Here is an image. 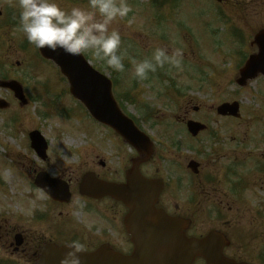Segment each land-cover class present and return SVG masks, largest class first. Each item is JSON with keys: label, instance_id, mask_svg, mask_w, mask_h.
<instances>
[{"label": "rangeland", "instance_id": "rangeland-1", "mask_svg": "<svg viewBox=\"0 0 264 264\" xmlns=\"http://www.w3.org/2000/svg\"><path fill=\"white\" fill-rule=\"evenodd\" d=\"M3 1L0 0V4ZM127 1L132 5L133 13L118 18L111 27L120 32L122 42L124 41L122 46L127 49L128 57L138 61L150 58L156 48H163L169 55L174 54L177 49L182 53L181 67L177 69L165 64L171 71L161 68L159 73L162 74V79H159L158 83L156 79H152V83L146 79L134 78V66L129 59L128 68L117 73V100L125 113L132 116L149 135L167 145L170 142L165 138L168 135L162 132L163 128L174 135L176 132L182 133L184 125L180 122L186 114L193 119H200L202 113L210 115L216 105L234 97L241 100L242 115L254 106L256 99L250 95L252 93L247 88L238 90L231 76L234 71L232 64L239 63L238 59L241 55L243 57L244 53L243 47H233L229 29L242 36L246 33L240 31L241 25L227 2V5L219 10L211 0H163L159 10L149 15V9L143 10L142 4L147 0L138 1L142 7L133 5V0ZM59 3L68 10L72 6L84 7L81 0H60ZM218 12L224 21L217 15ZM166 16L169 19L166 22L170 23L171 27L167 23H152L155 20H164ZM163 35L164 38L161 37ZM9 37L14 43L18 42L16 34H10ZM244 42L245 39L241 45ZM33 54L32 52L31 55ZM87 55L92 64L110 76L107 68ZM2 61L8 63L5 52L4 56L0 52V62ZM13 62L10 65L15 70ZM28 68V79H23L21 68H18L15 74L22 84L35 86L27 88L28 94L31 95H42L43 84H49L46 89L47 96L42 98L47 100L30 101L28 105L20 107L8 91L0 90V96L10 100L12 104L10 111L0 113V222L4 229L9 227L14 229L12 231L33 227L30 223L38 224L37 213H42V217L48 213V218L44 221L56 222L57 218L62 220L57 215L59 211L68 212L74 209V206L81 209L84 205L80 204L77 192V181L81 174L90 169L102 176L118 179L122 176L130 153L126 145L112 133H107L105 128H101L80 109L77 101L67 95L64 83L59 81V74L54 66L34 59ZM133 80L136 81V86L133 85ZM38 84L42 86L36 87ZM126 91L135 99L134 103L123 99ZM113 92L115 93V90ZM192 107H199V111L194 113ZM145 114H151V118L145 119ZM9 118L16 123L10 124ZM245 118L247 119V116ZM261 118H264V114H261ZM231 122L227 120V123ZM210 124L223 126V122L215 118L210 120ZM34 129L39 130L48 143L45 161L28 147V132ZM185 135V130L183 134L178 135L180 147L175 148L173 156L167 155L163 159L159 157L153 165L162 169L164 175H168L170 170H174V173H185L187 157L198 159V154L192 152L197 143L187 140ZM246 146L247 150L253 149L251 145ZM99 161L105 163L104 169L98 165ZM34 169L46 170L51 175L70 179L74 184L73 202L60 207L53 204L42 191L32 189L28 183L32 182L30 179ZM252 196L254 195H247ZM248 203L255 204L251 200ZM4 240L5 238L0 239V259L7 256ZM8 261H1L0 264H9Z\"/></svg>", "mask_w": 264, "mask_h": 264}, {"label": "flooded vegetation", "instance_id": "flooded-vegetation-1", "mask_svg": "<svg viewBox=\"0 0 264 264\" xmlns=\"http://www.w3.org/2000/svg\"><path fill=\"white\" fill-rule=\"evenodd\" d=\"M17 2L4 0L0 4V52L3 56L5 52L8 58V63H0V79L20 83L15 72L21 68L23 79L30 78L28 66L38 55L35 46L27 41L19 28ZM82 2L86 6L87 0ZM262 10L264 0H249L239 10L243 21L241 24L247 31V55L257 51L253 38L264 29V14H258ZM10 34L17 35L16 44L9 37ZM12 62L15 70L10 65ZM231 76L234 79V72ZM254 82L255 90L250 95L256 102L249 111L246 110L244 123H236L243 120L241 116H220L217 112L211 116L204 113L200 119H193L187 114L184 116V121L195 120L205 125V129L194 137L187 135L188 139L197 143L192 152L198 154V159L187 157L185 173L170 170L168 175H164L162 169L153 166L159 157L173 156L175 146L172 143H155L152 157L139 164V171L144 177L163 181V188L155 202L156 210L180 219L183 223L178 227H181L185 237L197 241L209 238L201 249L206 256H196L191 264H264V118H261V114H264V76H258ZM247 89L250 90L249 87ZM24 95L29 99L28 93ZM196 108L195 112H198V107L193 110ZM213 118L223 122V126H212L210 120ZM227 120L232 122L227 123ZM246 144L253 149L247 150ZM190 160L197 162L190 165L193 172L187 168ZM98 165L101 169L106 167L102 161ZM126 169L118 181L124 180ZM94 172L99 178H108ZM66 181L72 191L74 184L70 179ZM249 200L255 204H249ZM79 201L84 208L79 212L71 209L64 214L66 219L63 221H44L42 215L38 214V224L30 223L33 227L20 231V246L14 243L17 232L9 227L11 231L4 229L0 222V239L5 238L8 253L5 258L18 264H39L46 244L68 245L78 241L84 245L83 251L88 252L100 246L111 247L121 258L115 264H139L133 254L135 241H132L125 227L126 208L109 197L91 199L80 196ZM54 203L60 207L67 206ZM59 215H62V211ZM161 236L159 234L157 239ZM132 257L133 262L126 263ZM215 260L220 263H214Z\"/></svg>", "mask_w": 264, "mask_h": 264}, {"label": "water", "instance_id": "water-1", "mask_svg": "<svg viewBox=\"0 0 264 264\" xmlns=\"http://www.w3.org/2000/svg\"><path fill=\"white\" fill-rule=\"evenodd\" d=\"M41 55L47 59H51L59 68L61 73L68 79L70 85V93L81 101L90 114L99 122L108 125L114 131L119 134L124 141L135 148L141 154L149 156L150 154V141L140 131L135 128L133 123L127 119L117 107L111 95V83L103 75L95 71L89 63L80 56H69L62 51L57 50L52 52L48 49H39ZM246 70L245 72H248ZM8 86V85H4ZM12 88L19 98L20 92L16 90L14 86H8ZM24 102V101H23ZM221 107L220 109H222ZM236 110V107L233 108ZM195 125H191V130L196 129ZM32 146L36 149L41 157H44L46 149V143L38 132H32L30 134ZM44 179L47 177L41 175ZM127 183L126 184H113L98 181L91 174H86L82 178L79 190L81 194L88 196H101L110 195L111 197L122 201L129 209L127 216V224L134 235L135 226L139 229L145 227L147 230H161L158 227L163 224V217L154 209V201L157 196L154 183L142 179L138 173L137 165L133 162L131 169L127 171ZM36 180V185L45 189L50 196L58 201H68L69 192L66 187L60 190H55L56 186L44 180ZM49 186V187H48ZM61 188V187H59ZM161 222V223H160ZM142 230V229H141ZM177 236H168L167 244V256L164 262L168 264H184V261L179 260L177 257V249L184 246V242L177 243ZM189 242V246L191 247ZM67 251V248H59L55 251H49V256L44 260L43 264H59L63 254ZM191 252V251H190ZM98 254H112L106 248H102ZM181 254V253H180ZM81 255L80 264H87L100 259L94 257H85ZM96 255V254H94ZM191 256L192 253H189ZM154 262V260H153ZM42 264V263H41Z\"/></svg>", "mask_w": 264, "mask_h": 264}, {"label": "clouds", "instance_id": "clouds-1", "mask_svg": "<svg viewBox=\"0 0 264 264\" xmlns=\"http://www.w3.org/2000/svg\"><path fill=\"white\" fill-rule=\"evenodd\" d=\"M17 8L19 28L36 49L60 50L73 57L89 54L117 73L125 70L127 57L134 66L133 77L139 80L147 79L149 73L165 64L181 67L179 49L169 55L163 48H156L150 58L139 61L128 57L120 32L111 27L131 11L126 0H87L86 6H72L69 10L57 0H18ZM83 249L82 243L71 242L59 264H80Z\"/></svg>", "mask_w": 264, "mask_h": 264}]
</instances>
